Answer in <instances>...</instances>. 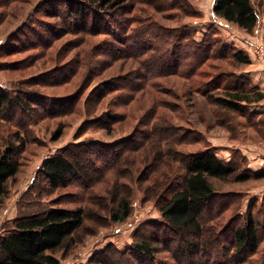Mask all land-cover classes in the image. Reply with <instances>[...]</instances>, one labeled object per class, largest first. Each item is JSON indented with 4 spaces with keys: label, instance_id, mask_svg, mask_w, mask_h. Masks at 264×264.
Segmentation results:
<instances>
[{
    "label": "trees",
    "instance_id": "16d2710c",
    "mask_svg": "<svg viewBox=\"0 0 264 264\" xmlns=\"http://www.w3.org/2000/svg\"><path fill=\"white\" fill-rule=\"evenodd\" d=\"M18 2L21 1L0 0V8L6 9ZM132 3L133 0H42L36 8L41 17L33 19L31 16L30 25L18 29L12 37L11 50L23 53L51 50L64 35H72V39L59 47L57 60L65 59L76 50L78 58L80 49L87 46L86 50L93 57L92 79L106 74L112 62L121 60L117 74L98 82L83 101L80 92L91 78L77 91V96L64 99V105L52 108L54 110L47 116L75 111L84 113L87 119L80 126L79 134L90 129L111 133L119 126L136 122L130 136L120 141L87 140L70 144L46 159L41 173L47 187L50 191H60L82 182L88 189L107 171L121 176L123 170H119V165L124 161L139 162L144 166L138 177V181L143 180L142 192L145 199L157 203L162 222L147 229L148 234H142L133 252L155 261V245L166 242L164 247L167 246L178 264H246L263 244L264 224L254 211L255 204L244 214L238 212L226 226L216 227L218 229L208 222L222 214L208 213L213 211V204L220 197L212 179L244 183L250 179V172H238L237 162L225 161L217 155L216 148L207 146L186 154L185 162L181 163L182 172L172 177L168 175L170 180L166 182L151 184L144 174L148 167L154 172L156 161L165 156L180 162L179 156L183 154L175 149L176 146L204 140L198 130L196 136L178 135L169 120L157 117L163 109L173 110L171 103L161 96V86L165 83L162 80L183 79L189 84V93L202 94L217 110L238 113L249 119V107L264 101V93L235 72L240 66L251 64V59L220 41L216 28V19H219L252 33L259 22L257 10L252 0H214L211 28L198 41L190 26L171 29L149 20H138L139 24L133 27L137 20L131 16ZM155 7L163 10L165 4ZM0 16L7 17L5 13ZM75 55L56 70V74L60 73L57 78L42 75L29 84L33 82L32 86L38 88L70 84L73 77H78L82 64L78 59L73 64ZM22 90H9L0 85V112L35 111V105L25 99L26 93L33 91ZM21 129L24 134L20 133ZM63 130L61 124L55 134L56 140L63 135ZM14 135L15 139L0 149V205L8 196L9 182L19 173L20 155L28 144L29 134L24 126L19 125ZM148 144L151 150L158 148L155 153L153 150L151 160V155L143 154ZM255 176L263 178L264 174ZM238 200L232 205L237 207ZM220 207L216 209H223ZM262 210L264 213V206ZM132 212L131 197L120 195L110 219L121 224ZM86 215L82 207L54 206L12 220L0 235V264H61L58 252L64 250L82 228ZM171 243L175 245L172 247ZM95 264L109 263L96 260Z\"/></svg>",
    "mask_w": 264,
    "mask_h": 264
},
{
    "label": "rangeland",
    "instance_id": "374dc122",
    "mask_svg": "<svg viewBox=\"0 0 264 264\" xmlns=\"http://www.w3.org/2000/svg\"><path fill=\"white\" fill-rule=\"evenodd\" d=\"M20 1L6 9L0 8V14L7 15L5 19L0 16L2 22L0 23V85L9 90L33 91L26 93L25 99L30 100L36 108L35 111L28 113L19 110L0 112L1 150L7 142L15 139L14 134L18 131L19 125L24 126L29 134L27 147L20 155L19 173L9 182L8 196L0 205V235L4 228L9 227L12 220L21 216L38 213L54 206L68 209L82 207L87 213L84 225L76 232L67 247L58 252L57 256L61 259V264H95L96 260H104L109 264H178L172 253L166 249L167 246L164 247L166 242L155 245V261L133 252L134 244L142 234H148L147 229L162 222L157 203L145 199L142 192L143 180L138 181V177L144 166L139 162L131 164L124 161L123 165H119V170H123L121 176H118L117 172L107 171L99 182L88 189L82 186V182H77L73 187L65 190L48 189L46 179L41 173L46 159L70 144H79L87 140L106 143L120 141L130 136L136 122L129 125L130 127L119 126L111 133L90 129L79 134L80 126L87 119L84 113L79 114L75 111L56 117L46 115L52 113L51 110H54L52 108L64 105L62 103L64 99L79 94L77 91L91 78L93 57L85 46V49H80L78 58V50H76L70 52L65 59L57 60L59 47L73 38L70 34L60 38L51 50L38 49L14 53V50H11L14 45L12 43L14 34L23 26L30 25L31 16L33 19L41 17L36 12V8L42 0ZM162 1L133 0L131 16L133 20H137L135 24L133 23V27L139 24L138 20L144 22L149 20L157 26L171 29L190 26L196 32L198 41L204 37L207 29L211 28L214 0H165V3ZM252 2L259 15L255 30L247 33L233 24L216 19L217 38L249 56L251 64L240 66L235 72L242 74L264 93V64L258 60L253 50L255 44L264 42V0H252ZM161 3L165 4L163 10L155 7ZM74 55L73 64L77 59L82 60V64L78 77H73L70 84L44 88L33 87V82L29 84L31 80L42 75L59 76L60 73L56 74V70L61 69L66 64V60ZM120 64L121 60L117 59L108 67L106 74L91 78L85 90L80 92L81 100L86 98L98 82L117 74ZM227 66L231 67L229 64ZM162 82L165 83L161 86V96L171 103L173 110L163 109L157 117L169 120L178 135L196 136L195 132L200 131L204 140L176 146L175 149L183 154L178 155L180 162H173L165 156L163 160L156 161L154 172L148 167L144 175L148 176L149 183L154 184L156 181L157 184H161L167 179L170 180L168 175L172 177L181 173V165L186 160V154L204 150L207 146L216 148L219 157L225 161L234 160L239 164L238 172H250L251 177L244 183H236L233 180H211L220 197L213 204V211L208 214L222 215L216 216L208 223L214 225V229L226 226L238 212L244 214L251 204H255L254 211L264 224L262 210L264 177L255 176L264 174V101L249 107L251 113L249 119L238 113L217 110L202 94L189 93V84L183 79L172 77ZM61 124L64 126L63 135L56 140L55 134ZM23 132L24 130L21 129L20 133L24 134ZM149 148L148 144L144 152H140L151 155L149 157L151 160L154 155L153 150L155 153L158 148L156 150ZM148 149L149 153H147ZM173 159L176 157L174 156ZM120 195L131 197L133 212L126 222L117 224L111 221L110 212ZM237 197L239 205L237 204L236 207L232 202L237 200ZM217 207L223 209H216ZM262 234L264 235V228ZM160 238L163 239V235H160ZM171 245L173 247L175 244L171 243ZM246 264H264V237L257 254L250 257Z\"/></svg>",
    "mask_w": 264,
    "mask_h": 264
},
{
    "label": "built area",
    "instance_id": "2783aa9c",
    "mask_svg": "<svg viewBox=\"0 0 264 264\" xmlns=\"http://www.w3.org/2000/svg\"><path fill=\"white\" fill-rule=\"evenodd\" d=\"M257 58L259 61H261L264 64V42H258L255 44V47L253 48Z\"/></svg>",
    "mask_w": 264,
    "mask_h": 264
}]
</instances>
